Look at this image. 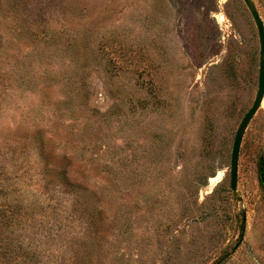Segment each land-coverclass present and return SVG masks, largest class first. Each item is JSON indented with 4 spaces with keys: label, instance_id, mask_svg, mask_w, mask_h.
Segmentation results:
<instances>
[{
    "label": "rangeland",
    "instance_id": "obj_1",
    "mask_svg": "<svg viewBox=\"0 0 264 264\" xmlns=\"http://www.w3.org/2000/svg\"><path fill=\"white\" fill-rule=\"evenodd\" d=\"M258 60L242 0H0V264H264Z\"/></svg>",
    "mask_w": 264,
    "mask_h": 264
},
{
    "label": "water",
    "instance_id": "obj_2",
    "mask_svg": "<svg viewBox=\"0 0 264 264\" xmlns=\"http://www.w3.org/2000/svg\"><path fill=\"white\" fill-rule=\"evenodd\" d=\"M242 2L248 10L257 30L259 39V60L257 90L254 101L237 127L231 148L229 188L235 195L238 202H241V197L239 196V192L237 190V170L241 142L248 125L250 124L251 120L254 118L264 101V23L253 0H242ZM242 221L243 223H245L246 221L245 213L242 214ZM229 255L230 254L225 255L215 264H222L229 257Z\"/></svg>",
    "mask_w": 264,
    "mask_h": 264
},
{
    "label": "bare ground",
    "instance_id": "obj_3",
    "mask_svg": "<svg viewBox=\"0 0 264 264\" xmlns=\"http://www.w3.org/2000/svg\"><path fill=\"white\" fill-rule=\"evenodd\" d=\"M264 105V104H263ZM220 173L218 174V176L217 177H215V178H211L210 179V184H211V187L216 183V180L220 177Z\"/></svg>",
    "mask_w": 264,
    "mask_h": 264
},
{
    "label": "trees",
    "instance_id": "obj_4",
    "mask_svg": "<svg viewBox=\"0 0 264 264\" xmlns=\"http://www.w3.org/2000/svg\"><path fill=\"white\" fill-rule=\"evenodd\" d=\"M260 182H261L262 185L264 184V179H263L262 173L260 174Z\"/></svg>",
    "mask_w": 264,
    "mask_h": 264
}]
</instances>
